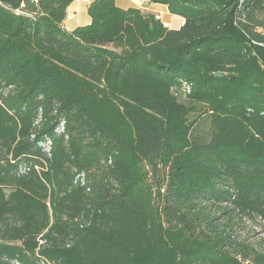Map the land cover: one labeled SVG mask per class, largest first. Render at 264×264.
I'll use <instances>...</instances> for the list:
<instances>
[{
	"label": "trees",
	"instance_id": "16d2710c",
	"mask_svg": "<svg viewBox=\"0 0 264 264\" xmlns=\"http://www.w3.org/2000/svg\"><path fill=\"white\" fill-rule=\"evenodd\" d=\"M74 1L0 0V264H264V0Z\"/></svg>",
	"mask_w": 264,
	"mask_h": 264
},
{
	"label": "crops",
	"instance_id": "0c3cea01",
	"mask_svg": "<svg viewBox=\"0 0 264 264\" xmlns=\"http://www.w3.org/2000/svg\"><path fill=\"white\" fill-rule=\"evenodd\" d=\"M93 0H75L67 10V18L64 22L65 27L68 30H73L78 26L87 25L91 23V17L88 14V6ZM148 1V0H147ZM141 3H144V0H117L118 6L124 9H128L130 7H138L143 8ZM152 11H162L163 16L161 17L164 24L169 25V28L179 29L184 25L185 19L181 16L172 15L168 7L163 4L151 3ZM144 9H150L149 7H144ZM166 11V12H165ZM176 17V18H175ZM179 17V18H178ZM164 19V20H163ZM175 19H179L177 25L175 24Z\"/></svg>",
	"mask_w": 264,
	"mask_h": 264
},
{
	"label": "rangeland",
	"instance_id": "374dc122",
	"mask_svg": "<svg viewBox=\"0 0 264 264\" xmlns=\"http://www.w3.org/2000/svg\"><path fill=\"white\" fill-rule=\"evenodd\" d=\"M140 1H142V0H140ZM141 5L143 6V8H141L143 11L154 12V11H152L151 3L149 1L144 0V3H141ZM144 7H149L150 9H144ZM162 11H156L155 13H157L158 16L161 18L163 16V13H164V11H163V13H162ZM173 25L175 26L177 24H173ZM165 26L168 27L169 25L165 24ZM240 233L242 236H250L251 240H257L258 248L261 250H264V240H261L264 238V223L261 220L260 221L259 220L258 221L248 220L245 223V227L240 230Z\"/></svg>",
	"mask_w": 264,
	"mask_h": 264
},
{
	"label": "bare ground",
	"instance_id": "6f19581e",
	"mask_svg": "<svg viewBox=\"0 0 264 264\" xmlns=\"http://www.w3.org/2000/svg\"><path fill=\"white\" fill-rule=\"evenodd\" d=\"M175 18H176V17H175ZM178 18H179V17H178ZM178 20H179V19H175V21H174L175 24H177V23L179 22Z\"/></svg>",
	"mask_w": 264,
	"mask_h": 264
},
{
	"label": "water",
	"instance_id": "95a60500",
	"mask_svg": "<svg viewBox=\"0 0 264 264\" xmlns=\"http://www.w3.org/2000/svg\"><path fill=\"white\" fill-rule=\"evenodd\" d=\"M224 74H222V73H219V74H217V76H219V77H222Z\"/></svg>",
	"mask_w": 264,
	"mask_h": 264
},
{
	"label": "built area",
	"instance_id": "2783aa9c",
	"mask_svg": "<svg viewBox=\"0 0 264 264\" xmlns=\"http://www.w3.org/2000/svg\"><path fill=\"white\" fill-rule=\"evenodd\" d=\"M85 1H88V0H85Z\"/></svg>",
	"mask_w": 264,
	"mask_h": 264
}]
</instances>
